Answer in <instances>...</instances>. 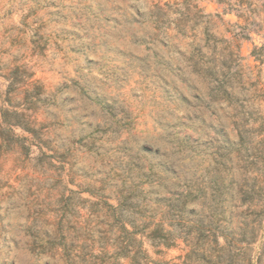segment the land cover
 Masks as SVG:
<instances>
[{
  "label": "rangeland",
  "instance_id": "1",
  "mask_svg": "<svg viewBox=\"0 0 264 264\" xmlns=\"http://www.w3.org/2000/svg\"><path fill=\"white\" fill-rule=\"evenodd\" d=\"M157 1L0 0V264H264V220L253 241L231 232L230 185L249 166L238 132L264 115L247 100L264 6L248 25L198 2L239 44L248 81L227 97L198 69L203 26L155 27Z\"/></svg>",
  "mask_w": 264,
  "mask_h": 264
},
{
  "label": "trees",
  "instance_id": "2",
  "mask_svg": "<svg viewBox=\"0 0 264 264\" xmlns=\"http://www.w3.org/2000/svg\"><path fill=\"white\" fill-rule=\"evenodd\" d=\"M201 0H167L161 2L158 0L154 3L153 8L148 12V19L155 24V27H168L172 25L181 33L185 34V27L193 28L196 25H202L204 30V46L210 49L209 54L202 51V47H196V53L200 59L198 69L206 75L213 78V86L210 93L219 92L221 95L229 96V89L235 86L243 87L248 79H243L241 75L240 56L238 54L239 44H235V52L232 48V39L215 37L213 33L208 32V25L211 22L210 14H205L202 7L198 5ZM216 3L221 8V14L234 12L239 19H242L245 24H254L257 15L264 6V0H210ZM214 16L222 20L219 13ZM254 25H257L256 23ZM247 30V29H246ZM245 27L241 31L233 34V39L238 40L246 37ZM227 31V30H226ZM264 53V43L258 47H254L251 56L255 60H259ZM232 76V77H229ZM229 78V80H227ZM248 83V82H247ZM248 86H254L253 82L248 83ZM250 102L255 100H264V92L255 87L250 91L247 98ZM251 117V112L248 113V118ZM259 120L257 129H247L242 126V130L238 132L237 146L244 148L248 153L243 160L249 164L241 174L240 182L230 180V185L235 184L233 192L234 204L237 208H242L239 211L241 216L240 225L237 228L231 229L232 234L239 231L238 235L243 240L253 241L262 228L264 220V168H255L256 162L264 161V115L257 114L255 120ZM30 132L29 128L21 122H14ZM253 136L258 137L257 141H253ZM251 148L252 152L248 150ZM263 149V150H261ZM215 186L219 188L224 185L222 179L215 180ZM219 183V185H217ZM191 195L190 191L186 192V196ZM197 224V223H196ZM195 225V224H194ZM197 228H195L196 230ZM249 235L248 238H245ZM238 240V239H237ZM213 242L218 245L217 238L214 237ZM264 241L262 242V245ZM221 248V247H220Z\"/></svg>",
  "mask_w": 264,
  "mask_h": 264
}]
</instances>
